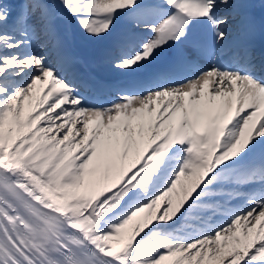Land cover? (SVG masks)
I'll use <instances>...</instances> for the list:
<instances>
[{"label": "snow or ice", "instance_id": "6c2138e0", "mask_svg": "<svg viewBox=\"0 0 264 264\" xmlns=\"http://www.w3.org/2000/svg\"><path fill=\"white\" fill-rule=\"evenodd\" d=\"M0 264H264V0H0Z\"/></svg>", "mask_w": 264, "mask_h": 264}, {"label": "rangeland", "instance_id": "374dc122", "mask_svg": "<svg viewBox=\"0 0 264 264\" xmlns=\"http://www.w3.org/2000/svg\"><path fill=\"white\" fill-rule=\"evenodd\" d=\"M73 54L76 55L82 63L78 65L81 71L99 72L103 75V70L92 67V61L97 55V48L90 41L77 38L72 48Z\"/></svg>", "mask_w": 264, "mask_h": 264}, {"label": "bare ground", "instance_id": "6f19581e", "mask_svg": "<svg viewBox=\"0 0 264 264\" xmlns=\"http://www.w3.org/2000/svg\"><path fill=\"white\" fill-rule=\"evenodd\" d=\"M95 46V45H94Z\"/></svg>", "mask_w": 264, "mask_h": 264}]
</instances>
